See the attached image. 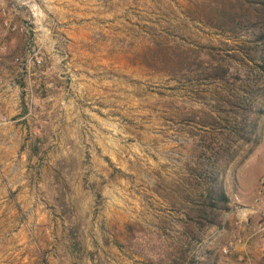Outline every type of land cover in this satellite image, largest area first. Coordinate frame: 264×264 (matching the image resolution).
<instances>
[{
  "label": "rangeland",
  "instance_id": "374dc122",
  "mask_svg": "<svg viewBox=\"0 0 264 264\" xmlns=\"http://www.w3.org/2000/svg\"><path fill=\"white\" fill-rule=\"evenodd\" d=\"M220 1L0 0V264H159L197 128L184 119L207 118L219 92L198 76L243 41L208 21ZM239 76L240 97L264 89L255 68ZM259 125L224 175L230 211L200 264H264Z\"/></svg>",
  "mask_w": 264,
  "mask_h": 264
},
{
  "label": "trees",
  "instance_id": "16d2710c",
  "mask_svg": "<svg viewBox=\"0 0 264 264\" xmlns=\"http://www.w3.org/2000/svg\"><path fill=\"white\" fill-rule=\"evenodd\" d=\"M210 10L213 13L207 17L213 27L235 41H243L233 44V52L225 60L210 58L198 76L215 85L219 92L207 118L198 122H194L195 116L184 119V124H195L197 128L190 131L193 148L182 164L184 176L171 188L170 203L178 211L179 227L174 238L161 240L159 264H178V260L200 264L196 261V247L207 230L222 227L230 211L224 175L239 150L248 146L252 151L262 135L259 119L264 116V105L259 98H263L264 89L253 83L243 89L245 94L240 97V88L235 85L244 66L255 68L264 76V0H221ZM174 61L179 69L190 70L187 60ZM232 62L236 66L234 73L229 65Z\"/></svg>",
  "mask_w": 264,
  "mask_h": 264
}]
</instances>
